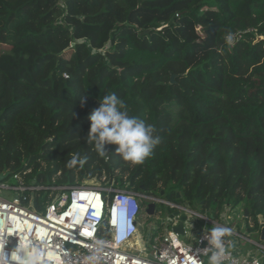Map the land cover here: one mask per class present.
I'll return each instance as SVG.
<instances>
[{
	"label": "trees",
	"instance_id": "16d2710c",
	"mask_svg": "<svg viewBox=\"0 0 264 264\" xmlns=\"http://www.w3.org/2000/svg\"><path fill=\"white\" fill-rule=\"evenodd\" d=\"M112 93L161 138L143 164L84 140ZM1 173L38 212L87 183L217 220L248 211L264 246V0H0Z\"/></svg>",
	"mask_w": 264,
	"mask_h": 264
},
{
	"label": "built area",
	"instance_id": "2783aa9c",
	"mask_svg": "<svg viewBox=\"0 0 264 264\" xmlns=\"http://www.w3.org/2000/svg\"><path fill=\"white\" fill-rule=\"evenodd\" d=\"M90 184L61 188L52 202L38 212L23 204V186L9 187L1 182V190H13L18 195L12 200L0 195V238L8 241L4 251L9 257L18 242L23 241L41 250V264H207L208 256L201 251L207 246L204 235L212 226H221L230 230L224 238L230 254L225 264H264V256L244 257L235 249V238L244 237L227 223L153 198L147 201L173 207L180 215L170 217L171 231L145 238V247L134 251L132 246L141 230L140 197L113 186ZM105 193L112 194V198L107 200ZM181 215L189 217L185 237L190 236L191 220L194 225L198 224L197 218L204 221L194 244L182 242V237L173 231ZM104 222L109 225V238L100 237Z\"/></svg>",
	"mask_w": 264,
	"mask_h": 264
},
{
	"label": "clouds",
	"instance_id": "9594fccd",
	"mask_svg": "<svg viewBox=\"0 0 264 264\" xmlns=\"http://www.w3.org/2000/svg\"><path fill=\"white\" fill-rule=\"evenodd\" d=\"M226 41L232 42L230 34ZM86 99L84 96L80 97L81 107L85 106ZM88 119L91 122L90 129L84 140L100 157H106L109 153L106 145H117L115 154L120 159L131 165H139L161 143V138L156 135V127L139 117L130 116L127 105L115 93L104 95L99 101V107L89 114ZM85 160L86 157L72 154L66 166L72 168L83 164ZM229 234L228 228L212 226L204 235L207 246L201 251L208 256L207 264H225L230 254L225 247L224 238ZM7 243L6 239L0 238V264H41L43 253L40 249L31 247L30 242L19 241L10 257L4 251Z\"/></svg>",
	"mask_w": 264,
	"mask_h": 264
},
{
	"label": "rangeland",
	"instance_id": "374dc122",
	"mask_svg": "<svg viewBox=\"0 0 264 264\" xmlns=\"http://www.w3.org/2000/svg\"><path fill=\"white\" fill-rule=\"evenodd\" d=\"M109 43L106 42V40L101 39V42L99 46L101 49H106L109 47ZM4 184H6L9 187H15L18 186V181L15 180L13 177H9L5 181H3ZM98 183H91L90 185H95ZM0 195L4 197L7 200H12L15 196V191L13 190H1L0 189ZM141 205V213L139 216V222L141 225L140 234L138 235L137 240L133 243V249L134 251H139L140 248L142 249L145 247L146 241L144 239H148L150 236H161L165 235L167 232L171 231L172 226L169 223L170 217L176 212L175 210L170 209L169 206L163 204H158V212L155 216H148L146 212H144V208L150 204L149 201L146 200H139ZM199 211V210H198ZM197 211V212H198ZM239 212L241 210H238ZM173 212V213H172ZM196 212V213H197ZM231 212L230 208L227 207L219 216L218 220L221 222L227 223L234 231L239 233L244 238H235V249L240 252L241 255L245 256H264V246L262 244H259L258 239L259 233L258 232H250L247 227V221L245 220V217L241 215V212ZM201 214V212H198ZM203 215H207L210 218H212L211 214L208 213H202ZM198 224L196 228H191L190 230V236L188 237H182L181 240L184 243H190L194 244V238L199 232V229L203 227V220L198 219ZM252 224V223H251ZM254 224H252L250 227H253ZM155 230V231H153ZM143 242V243H142ZM264 244V242H263ZM136 245L138 248H136Z\"/></svg>",
	"mask_w": 264,
	"mask_h": 264
},
{
	"label": "water",
	"instance_id": "95a60500",
	"mask_svg": "<svg viewBox=\"0 0 264 264\" xmlns=\"http://www.w3.org/2000/svg\"><path fill=\"white\" fill-rule=\"evenodd\" d=\"M175 81V76H172L171 77V83L173 84ZM9 178V174L7 173H1L0 174V183L5 181L6 179ZM179 197V195H178ZM15 198H18V195H15ZM155 207V203H150L148 204L147 206V210H146V214L148 216H153V209ZM180 215V212H176L174 213L171 217H174V216H179ZM245 216L248 217V211H245ZM180 222L178 224V226H176L173 231L177 234H179L181 237H185L186 236V224L189 220V217L187 215H181L180 218H179ZM260 223L261 225H264V219L263 217H260ZM261 241L264 242V227L262 228V231H261V237H260Z\"/></svg>",
	"mask_w": 264,
	"mask_h": 264
},
{
	"label": "flooded vegetation",
	"instance_id": "af4514ba",
	"mask_svg": "<svg viewBox=\"0 0 264 264\" xmlns=\"http://www.w3.org/2000/svg\"><path fill=\"white\" fill-rule=\"evenodd\" d=\"M135 194H137V195L140 197L141 200H146V201H147V198H150V197L144 196V195L141 194V193H135ZM153 199H154V198H153ZM154 200H155V199H154ZM156 200H157V199H156ZM153 203H155V207H154V209H153V216H155V215L157 214V206H158V202H153ZM146 210H147V207L144 208V212H146Z\"/></svg>",
	"mask_w": 264,
	"mask_h": 264
},
{
	"label": "crops",
	"instance_id": "0c3cea01",
	"mask_svg": "<svg viewBox=\"0 0 264 264\" xmlns=\"http://www.w3.org/2000/svg\"><path fill=\"white\" fill-rule=\"evenodd\" d=\"M189 224H190V227H191V228H194V229H195L196 226H197L196 224L194 225V221H192V220L189 222ZM197 230H200L199 227H198ZM197 233H198V232H197ZM196 235H197V234H196Z\"/></svg>",
	"mask_w": 264,
	"mask_h": 264
},
{
	"label": "bare ground",
	"instance_id": "6f19581e",
	"mask_svg": "<svg viewBox=\"0 0 264 264\" xmlns=\"http://www.w3.org/2000/svg\"><path fill=\"white\" fill-rule=\"evenodd\" d=\"M136 248H138V246L136 245Z\"/></svg>",
	"mask_w": 264,
	"mask_h": 264
}]
</instances>
